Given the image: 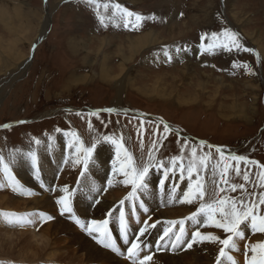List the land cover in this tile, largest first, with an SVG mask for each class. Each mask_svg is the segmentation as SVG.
Here are the masks:
<instances>
[{
  "label": "rangeland",
  "instance_id": "1",
  "mask_svg": "<svg viewBox=\"0 0 264 264\" xmlns=\"http://www.w3.org/2000/svg\"><path fill=\"white\" fill-rule=\"evenodd\" d=\"M105 3H109L107 12L103 8ZM113 3L157 19L145 20L139 31L126 30L122 24L115 27L107 20L105 27L99 22L97 10L101 15L110 16ZM229 7L227 0H94L93 4L86 0H0V8L7 17L0 20V156L19 180L15 171L21 168L20 159L29 165V170L32 168L27 156L29 152L36 153L39 167L41 156L48 154L53 165L55 152L51 151L60 144L65 149L63 163L49 186L44 175L40 174L39 180L32 176L38 189L50 197L52 210L30 212V202L42 192L20 180L23 189L32 195L14 193L7 186L0 189V196L9 198L6 205H0V213H43L54 217L42 224L37 220L34 226L25 229L8 226L0 219V264H89L87 255L77 245L76 236H58L53 230L51 233L46 231L57 218L67 220L99 249L111 253L119 261L132 264L126 255L122 258L99 244L101 248L68 218L67 213L60 215L56 201L64 195L58 190L65 186L72 193L73 212L83 222L108 220V226H113L111 217L118 223L123 211L128 233L137 232L146 224L149 226L147 233L157 221H178L197 211L199 200L191 204L160 202L159 173L166 170V180L172 179L174 187L175 180L180 185L177 198L188 191L190 182L195 187L199 180L206 193L204 203L215 200L219 189H224L219 192V198L227 196L257 203V214L264 215V205L258 204L264 194V55L258 48V45H264V0H231ZM225 29L238 33L242 45L251 51L216 49L214 54L202 52L201 35L210 37ZM149 31L158 35V41L130 50L131 41ZM209 42L206 39L203 43ZM176 48L181 51L177 53ZM165 49L171 60L164 55ZM253 53L258 54L259 59ZM104 64L109 70L113 69V80L101 78ZM234 64L250 65L252 74L243 67H233ZM121 68L124 72L120 76ZM115 77L122 81L121 84ZM176 99L187 104L181 105ZM160 120L167 123L171 131L165 133ZM5 125L10 127L5 128ZM103 137H111L122 145L118 161L117 144ZM59 138L63 143H59ZM36 140L40 141L39 145ZM80 142L84 149L95 144L88 167L105 146L109 151L110 159L106 163L109 168L117 161L119 169L121 163H127L126 156L132 158L131 165L126 168L130 174L133 168L140 171L148 165L149 171L142 181L146 187L137 188L135 197L128 199L133 191L132 184L125 185L124 175L113 174V169H107L103 184L100 183L94 196L88 198L85 186L95 184V181L91 175L85 179L81 177L83 162L73 163ZM193 148L196 149V168L189 177ZM217 148L222 152H217ZM22 155L24 158H20ZM79 155L83 161L84 153ZM232 155L256 163L237 162L230 158ZM173 157H182L175 168L171 164ZM201 157H206L203 165L200 164ZM225 165L228 166L227 175L222 176ZM236 169H239V175ZM87 171L90 172L88 168ZM245 172L248 173L247 181L243 179ZM109 178L117 184L112 190L108 185ZM92 184L90 190L95 187ZM232 184L243 185V188L232 191ZM79 196L81 203L86 202L83 207H89V217L83 218L77 210ZM16 198L25 204L17 211L12 203ZM164 198H168L167 193ZM103 199L114 201V204L104 216L96 219L93 212ZM141 204L152 211L141 214L138 209ZM160 211L176 218L159 219ZM199 219L203 221L204 215L201 214ZM166 224L173 231L179 230V224ZM160 227L158 224L157 228ZM240 227L244 239H237L238 250H228V255L238 264H247L253 255L249 246L264 243V233L253 232L250 222ZM197 230L222 239L227 235L210 224L200 223L191 233ZM116 241L126 252L120 241ZM220 247L218 243H197L179 253L156 254L148 264H155L159 256H184L190 264H216ZM196 255L202 263L196 262ZM221 264L230 262L225 257Z\"/></svg>",
  "mask_w": 264,
  "mask_h": 264
},
{
  "label": "snow or ice",
  "instance_id": "2",
  "mask_svg": "<svg viewBox=\"0 0 264 264\" xmlns=\"http://www.w3.org/2000/svg\"><path fill=\"white\" fill-rule=\"evenodd\" d=\"M87 3L93 4L94 0H86ZM103 8L105 12L109 9V3H105L103 5ZM111 15L110 16H104L101 15V13L97 10V17L99 19V22L101 25L107 27L108 22H111L115 27H120L121 24L126 30L130 31H139L143 27V22L145 20H153L155 21L157 18L155 16H149L145 17L138 13H133L131 11H128L126 8H123L118 3L111 4ZM210 40V42L205 45L203 42L205 40ZM201 50L202 52H208L210 54H214L216 49H223L225 51L231 52L233 49L236 50H243V51H251L250 49L245 48L242 43L240 42V38L238 33L232 32L230 29H225L222 33H212L210 37H208L206 34L201 35ZM177 53L181 51L180 48L175 49ZM257 55V59H259L258 54L253 53ZM164 55L167 57L168 60H171V55L169 54V51L167 49L164 50ZM233 67H243L245 68L249 74H252V69L250 65L244 64V65H237L234 64ZM109 112L112 111V109H108ZM95 114V113H93ZM23 123V122H21ZM160 124H163L164 126V132L168 133L171 131L170 126L165 123L163 120L159 121ZM5 128L10 127L9 125H5ZM91 128V125H89ZM59 131V129L57 130ZM75 137V133H72ZM78 139V138H77ZM104 140H111L112 143L117 144V161L120 158V149H122V145H120L116 140L112 139L111 137H103ZM35 143L37 145L40 144L39 140H36ZM70 148L73 147V144L70 142L68 145ZM95 147V144L92 148L84 149L82 142L79 143L78 146H76V159L73 161L74 164H80L83 162L84 170L81 172V177L83 178L85 175V172L88 168V161L92 156L93 149ZM217 152H222L220 148L216 149ZM83 152V161H81L80 153ZM28 158L31 160V166L34 169V175L39 180V167H38V160L35 152H29L27 154ZM192 157L193 159L189 161L188 165V175L189 177L192 176L193 169L196 168L195 163V157H196V149H192ZM232 160H235L237 162L239 161H245L246 163H252L255 164V161H247L245 157L243 156H235L232 155L230 157ZM149 159H153V157L150 155ZM182 159V157H173L171 160V164L173 168H175L177 160ZM206 157L200 158V164L203 165L205 163ZM117 161H113V173L119 172L120 174L124 175L126 179L123 181L125 185H128L129 183L132 184L133 191L129 194L128 199L134 198L137 188H143L146 187V185L142 184V181L144 180L145 176L147 175L149 171V166L146 165L144 168L140 171L133 168L131 170V174L129 171L126 170L128 166L132 163V158L130 156H126L127 163H121L119 169H117L116 164ZM161 166H163L161 164ZM184 169L183 166H181V173H183ZM228 166L225 165L224 170L222 172V176L227 175ZM237 174L239 175V169H236ZM0 172L3 173V179L0 180V189H4L6 186L11 188V190L14 193L18 194H25V195H32L31 192H26L23 189V186L20 184L19 180L13 175L12 170L10 166L5 163L4 158L0 156ZM167 170L165 171L164 175L167 177ZM183 178V176L181 177ZM243 179L245 181L248 180V173L245 172L243 174ZM264 179V178H262ZM79 183V182H78ZM224 183H227V181H224ZM108 185H113V180L111 178L108 179ZM161 189H163L164 181H160ZM43 186V185H42ZM232 191H236V189L243 188V185H236L232 184L231 186ZM93 190H98L93 187ZM61 192L64 193L59 199H57L56 203L60 206V215L64 216L66 213L68 214V218L74 222L77 226H79L83 231H85L92 239L96 241V243L100 244L104 248L110 249L111 251L123 255L120 248L117 246L116 239L113 238L112 233L108 229V220H91L87 223L83 222L81 219H79L72 209V203H71V195L72 193L69 192V189L67 186L60 189ZM224 191V189H219V191L216 193L217 198L210 203H204L205 199V190L204 185L200 183L199 180L196 181L195 187H193V184L190 182L188 185V191L183 194L182 197L177 198L175 194V188L172 189V191L168 195V204L173 203H187L191 204L194 200H199L201 203L199 204V207L196 212H193L190 216L181 219V220H173V221H167L169 225L175 226L179 224V230L177 232H172L171 227H166L164 229L163 235L160 237V241H164V244L161 246L159 241L157 242V250H160L161 247L168 248L169 244L173 250L180 249L181 246H184V250L191 249L193 244L197 243H218L221 245L219 249V254L217 256L216 264H221L222 258H227V260L230 262V264H236V262L233 260V258L228 255V250H238L236 245L237 239H244V232L241 230V225L245 222H250V226L253 232H261L264 233V215H258L257 214V203L254 202H245L243 199L236 200L230 197H224L219 198V192ZM96 203H99V201H96ZM121 204L124 203V201L120 202ZM258 204L264 205V194L260 196V199L258 201ZM141 207L144 208V205L141 204ZM144 211L147 212V208H144ZM217 213H219V217L217 218ZM201 214L204 215L205 219L201 221L199 217ZM111 213H109V216ZM0 219L3 220L8 226L11 227H30L34 226L37 223V220L42 224L47 221H51L54 219L51 215H45L43 213H33V214H25V215H17L15 213H0ZM120 225H119V232L120 236L123 239V242L125 245L129 244V239L127 235V224L125 221V214L123 211L120 212ZM185 220H190L192 223L200 224L204 223L206 226L211 225L216 228L222 229L223 232L226 235V238H220L215 235H204L200 233L198 230L193 231L191 234V238L187 240V231L185 229ZM159 222V221H158ZM147 224L144 228L140 229V235L137 236L132 242L130 247L127 248V258L131 260L132 264H148L152 260V255H144L143 258L140 257V253L143 251V248H141L140 236H143L145 231L147 230ZM151 227H155V225H151ZM169 233H172L170 236ZM165 237L168 239L165 240ZM249 250L253 253L250 260L247 261V264H264V243H258L252 246H249Z\"/></svg>",
  "mask_w": 264,
  "mask_h": 264
},
{
  "label": "bare ground",
  "instance_id": "3",
  "mask_svg": "<svg viewBox=\"0 0 264 264\" xmlns=\"http://www.w3.org/2000/svg\"><path fill=\"white\" fill-rule=\"evenodd\" d=\"M231 0H227L228 3V7H229V2ZM8 2V1H7ZM232 3V2H231ZM234 4V3H233ZM232 4V6H233ZM230 8V7H229ZM237 8V7H236ZM234 9V8H233ZM232 9V11H233ZM231 10V9H230ZM234 12V11H233ZM242 12V11H241ZM6 17L5 12L0 8V20L4 19ZM7 18V17H6ZM48 20V19H47ZM235 20V19H234ZM6 23V22H4ZM9 23V22H8ZM180 28V27H179ZM45 29V27L43 28V30ZM173 29V27L171 28ZM178 29V28H176ZM153 30V29H152ZM155 31V30H154ZM153 31V32H154ZM180 31V30H179ZM152 31H149L148 34L145 35H141L139 37H137L136 39H133L131 41V49L133 50L134 48H144L148 45H152L154 43H156L158 41V35H154ZM167 32V31H166ZM177 32V31H176ZM173 33V32H172ZM162 34V33H161ZM172 35V34H171ZM252 36V35H251ZM171 37V36H170ZM175 37V36H174ZM163 38V37H162ZM1 42H0V46H1ZM260 51L262 52V54L264 55V45H258ZM127 48V47H126ZM157 55V54H156ZM156 55L154 56L156 58ZM174 55V54H173ZM153 57V58H154ZM127 59H125L126 61ZM122 64V63H121ZM106 65H103V69L101 71V78L103 80H113L112 76H111V71L113 70H109V68L105 67ZM110 66V65H109ZM191 68V67H190ZM186 69V68H185ZM121 70V71H120ZM120 71V76L121 74H123L124 71H122V68L119 69ZM192 72V71H191ZM183 73V72H182ZM202 75V74H201ZM165 76V75H163ZM204 76V75H203ZM202 76V77H203ZM119 77V76H118ZM118 77H115V80L118 79ZM180 77V76H179ZM194 77V76H193ZM117 78V79H116ZM195 79V78H194ZM120 79H118L116 82L120 83L122 81H119ZM165 80V79H164ZM177 80V79H174ZM205 80L207 81V78L205 77ZM204 80V81H205ZM176 83V82H175ZM137 85V83H135ZM178 84V83H177ZM189 85V84H188ZM199 85V84H198ZM133 86V83H132ZM191 86V85H190ZM177 87V86H176ZM200 87V86H199ZM141 89V88H140ZM136 89L138 92H142L141 90L143 89ZM65 90V89H64ZM196 92V91H195ZM144 93V92H142ZM200 93V92H199ZM153 94V93H151ZM201 94V93H200ZM196 97V96H195ZM178 102L181 103V105L183 104H187L186 102H184L182 99H176ZM189 100V99H188ZM233 110V109H232ZM59 143H63V141L61 140V138H59ZM59 145V144H58ZM61 145V144H60ZM57 146V149L55 151H51V152H55V154L52 155V158L55 160V164H51L50 162V156L47 154V156L43 155L41 156V163L39 166V172L41 175H44V180L46 181V184L49 186L50 182L52 181V176L55 177L56 172L59 170V168L61 167L62 163H63V158L65 157V153L63 149V146ZM49 148V147H48ZM44 149V148H43ZM63 150V151H62ZM116 151V150H114ZM64 153V154H63ZM42 154V153H41ZM109 151L108 148L105 146L104 148H101L98 153L96 154V156L93 159V163L90 165V167H88V169L90 170V172L88 173V171L85 172V177H83V179L89 177L90 175L93 177L94 181H95V189L98 188L99 184H103V180H104V176L106 175V171L108 169V171H110L111 169H113V167L109 168V166H107V161L109 158ZM20 158H24L23 155ZM110 159V158H109ZM20 165L21 168L17 169L15 171V173H17L18 178L20 181H22L25 185L31 186L33 188L38 189L39 185L38 183L35 181H33L32 176L34 175V169L31 168V170H29V165H27L22 159H20ZM119 168V167H118ZM110 173V172H109ZM114 174V173H113ZM120 174L119 172L117 173V175ZM16 175V176H17ZM109 175V174H108ZM115 176V175H114ZM82 179V180H83ZM87 180V179H86ZM91 180V179H90ZM103 181V182H102ZM152 181V180H151ZM92 184V183H91ZM89 184L88 186H85V191H87V196L88 198H91L92 196H94L95 191L93 189L90 190L89 186L91 185ZM92 184V185H93ZM117 184L113 183L112 187L110 190L116 188ZM70 188V187H69ZM39 190V189H38ZM41 191V190H39ZM60 191V190H58ZM42 194L40 197H38L37 199H33L30 202V208L29 211H35V210H52L53 208V203L51 202L50 197L48 196L47 193H45L44 191H41ZM89 192V193H88ZM61 193V192H59ZM63 194V193H62ZM81 194V193H79ZM113 194V193H112ZM82 195V194H81ZM85 196V195H84ZM86 196V197H87ZM105 196V195H104ZM72 197V196H71ZM1 202L0 205H3L6 203H8L9 198L8 196H0ZM108 199V198H107ZM107 199H103L102 203H100L97 208L94 210L93 212V216L96 217H102L104 216V214L111 209V207L114 204V201H107ZM90 200V199H89ZM14 207V210L17 211V209L21 208L22 205L24 204L20 199H13L12 200ZM82 202V197L79 196V199L77 200V210L79 211V213L81 214V216L84 217H89L90 215L88 214V208H84V204L86 203H81ZM25 205V204H24ZM84 206V207H83ZM28 211V210H27ZM161 214L158 215V218H166V219H174L176 217L170 216V213H162V211H160ZM48 214V213H47ZM92 214V213H91ZM178 217V216H177ZM99 219V218H98ZM67 220H63L62 218H57L52 224L49 225L48 230H46L48 233H51L50 231L53 230L55 231L57 234H59L58 236L62 235H68V236H76L78 238L77 241V245L79 247V249L81 251H84L85 254L87 255V260L86 262L91 264V263H98V264H128L125 261H119L118 258H116L114 255H112L109 252L103 251L101 249H99L96 245H94L89 239H87V237L85 238V236H81L73 227L72 224L66 222ZM248 226V225H247ZM4 227L5 224H4ZM149 227V226H148ZM25 229V228H24ZM31 230V229H30ZM46 232V233H47ZM47 233V234H48ZM23 234V233H22ZM44 234V233H43ZM45 235V234H44ZM57 237V236H56ZM73 237V238H74ZM75 240V239H74ZM255 240V239H254ZM71 242V241H69ZM73 243V242H72ZM71 243V244H72ZM70 244V243H69ZM198 247V246H197ZM209 248V247H208ZM200 249V248H199ZM205 249H203L204 251ZM198 251V250H197ZM208 251V250H207ZM205 252V251H204ZM203 252V253H204ZM211 252V250H210ZM202 253V254H203ZM169 254V253H168ZM201 254V253H200ZM198 256V257H197ZM196 262L202 263V259L200 260L199 255H196ZM194 257V258H195ZM155 261V260H154ZM155 264H190L188 263L184 256L182 257H172V256H159L157 258V261L155 262Z\"/></svg>",
  "mask_w": 264,
  "mask_h": 264
}]
</instances>
